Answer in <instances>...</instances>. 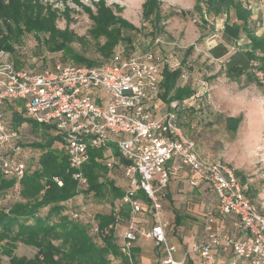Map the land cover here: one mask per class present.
<instances>
[{"label": "built area", "instance_id": "built-area-1", "mask_svg": "<svg viewBox=\"0 0 264 264\" xmlns=\"http://www.w3.org/2000/svg\"><path fill=\"white\" fill-rule=\"evenodd\" d=\"M264 0L247 6L258 11ZM0 52V151L19 140L18 132L6 126L4 103L21 102L23 116L38 124L52 126L60 135V148L65 151L72 178L86 186L82 164L87 149L102 148L105 165L112 170L123 160L121 168L128 181L121 202L130 209L122 234L121 250L130 258L138 237L153 240L161 248L157 264H186L175 258L176 248L167 240L161 220L162 200L174 172L186 170L191 186L203 182L215 194L223 216L231 218L237 234L213 229V214L208 213L204 239L194 243L191 252L197 264H209L216 251H230L229 264H264V212L257 211L244 193L234 170L227 164L200 158L194 143L187 139L176 113L160 99L163 62L160 55L125 57L121 52L109 64L76 66L56 63L51 69L32 71L16 68L10 61H1ZM181 73L180 79H185ZM171 108L175 103H171ZM118 156L112 154L113 149ZM11 155L0 153V169L4 176L19 180L26 169L21 151L11 146ZM59 186L61 182L54 179ZM141 190L146 200L136 198ZM150 211L152 226L140 227L138 215ZM72 218L91 222V233L99 232L93 219L72 213ZM119 223L118 217L115 228ZM110 228V226H109Z\"/></svg>", "mask_w": 264, "mask_h": 264}, {"label": "trees", "instance_id": "trees-1", "mask_svg": "<svg viewBox=\"0 0 264 264\" xmlns=\"http://www.w3.org/2000/svg\"><path fill=\"white\" fill-rule=\"evenodd\" d=\"M154 3L156 8L157 0H154ZM151 4L145 2L142 6L146 18L153 10ZM97 5L103 6V1H99ZM193 9L203 24H207L204 17L224 16L223 42L211 47L208 55L214 60L227 56L221 68L226 79L239 83L241 77H244L248 83L252 82L257 87L264 88V36L255 35L250 28V12L246 4L240 0H195ZM84 10L94 23L89 35L95 40L104 39L99 50L105 57L109 56L112 48L118 43H131L130 38L123 35V31L135 30L133 25L116 19L109 9L101 8L97 16L87 8ZM55 17L56 14L50 7L44 12V7L37 0H0V49L14 53L13 43L17 41V36H20L23 30L20 26L23 24L24 29L36 35L48 33L46 48L52 53L61 52L65 57L64 63H74L76 66L96 65L97 63L84 58L71 48L75 38L68 36L66 30L57 31ZM156 20H160V16L156 17ZM229 47H232L231 52ZM191 50L192 47L188 52ZM14 66L19 68L18 64ZM161 73L163 91L159 99L164 106L169 109L172 102L179 104L191 97L193 90L178 85L181 75L179 68L171 70L164 66ZM14 103L17 104L16 108L11 107H14L11 105ZM5 105H11L12 110L11 120L6 122V126L16 130L19 139V128L22 124L28 123L34 130L43 131L42 139L30 145L31 149L39 152L32 169H25L19 180L4 176L0 169V195L9 193L10 197H17L8 207L0 206V264L3 257L9 259V264H117L115 260L118 259L120 264H137L135 259L133 261L137 251L133 246L130 258L121 250L122 234L129 219L130 209L121 202L126 189L118 187L114 180L105 175L109 169L102 154L104 150L100 147L87 149L88 158L81 167L86 186L80 187L72 178L73 170L69 167L65 151L53 147L55 143H61L58 132L52 126L25 118L21 102L4 103L3 112ZM227 120L228 130L235 132L241 118ZM15 144L17 142H12L0 153L11 155L10 148ZM18 148L21 151L20 159L23 161L24 152L20 146ZM114 150L112 154L117 157L118 152ZM118 160L119 164L114 169L119 170L128 187V181L121 168L123 160ZM54 179L60 181L61 186ZM244 193L247 191L244 190ZM82 194L92 195L98 201L109 200V213L96 212L89 218L81 211H73L70 202ZM136 198L146 200L141 190H138ZM250 202L252 204L251 200ZM75 212L89 220L93 219L99 232L91 233V222L72 218L71 214ZM117 217L119 223L115 228ZM122 221L124 224H121ZM18 244L34 248V256L28 259L17 257L14 251Z\"/></svg>", "mask_w": 264, "mask_h": 264}, {"label": "rangeland", "instance_id": "rangeland-1", "mask_svg": "<svg viewBox=\"0 0 264 264\" xmlns=\"http://www.w3.org/2000/svg\"><path fill=\"white\" fill-rule=\"evenodd\" d=\"M37 1L44 7V12L49 7L55 12L54 24L57 31H68V36L75 38L71 48L97 63L93 66L109 64L118 52L125 57H141L152 52L160 55L163 67L167 66L171 70L179 68L186 78L181 80L179 77L178 85L190 88L193 93L179 104L174 102V109L170 105L169 110L176 113L185 137L194 143L200 158L229 165L245 192L247 191L246 197L258 211L264 212V88L248 83L244 77H241L239 83L229 81L221 69L227 56L218 60L209 57L208 50L223 42L224 16L204 17L207 24H203L193 9L195 0H157L159 6L156 8L154 0ZM99 1H103V6L97 5ZM145 2H151L153 8L148 19L142 8ZM85 8L95 16L101 8L109 9L116 19L133 25L135 30L123 31V35L129 37L131 43H118L109 56L105 57L99 50L104 39L95 40L89 35L94 23ZM246 8L248 10L247 6ZM158 16L160 20H156ZM24 27L21 24L20 28L23 30L13 43L14 53L0 49L3 52L1 61L7 60L14 65L18 64L19 68L32 71L51 69L56 63L76 65L64 63L65 57L61 52L52 53L46 48L48 33L36 35ZM190 47L192 50L188 52ZM229 50L231 52L232 47ZM160 77L161 95L162 73ZM236 117H240L241 121L236 131L232 132L228 130L227 119ZM28 125L24 124L20 130L21 137L14 145L23 150L22 159L27 170L33 168L39 155L30 145L42 139L43 131H36ZM55 147L60 146L55 144ZM105 175L114 180L118 187L127 188L119 170H109ZM9 197V193L0 195L1 207L6 208L17 200L15 196ZM79 197L76 203H70L73 205L72 209L85 213L89 218L96 212L107 213L110 210L107 199L98 201L92 195L85 194ZM140 223L143 224V221ZM35 252L32 247L18 244L14 254L28 259ZM136 253L137 251L133 261H138ZM115 262L120 264V259ZM2 264H9V259L3 257Z\"/></svg>", "mask_w": 264, "mask_h": 264}, {"label": "crops", "instance_id": "crops-1", "mask_svg": "<svg viewBox=\"0 0 264 264\" xmlns=\"http://www.w3.org/2000/svg\"><path fill=\"white\" fill-rule=\"evenodd\" d=\"M240 1L245 3L246 6L257 2V0ZM250 28L255 35L264 36V3L258 11H253L250 14ZM11 105H14V107ZM11 105H5L4 107L6 122L11 120V107L16 108L17 106L16 103ZM25 125L27 126L28 123ZM23 126L24 124L21 125L19 131ZM55 144L60 146L59 142ZM55 144L53 147H55ZM55 148L60 149V147ZM168 167L170 169V180L165 198L162 200L161 220L166 225L165 232L168 243L176 248L175 258L178 260L185 258L186 264H197L198 257L191 252V247L192 244L200 243L204 239V225L209 212L213 214L212 225L215 231L225 230L231 234H237V231L234 228L232 219L222 215L215 194L206 184L200 182L197 186H191L186 170L176 173L173 171L174 166L171 163L168 164ZM78 198L80 197H74L72 202L76 203ZM137 221L140 227L149 229L152 226L150 211L144 208L138 215ZM142 221L143 224L140 223ZM121 224H124V221ZM158 247L153 240L138 237L133 243V248L137 250L136 254H138L137 264H157L162 256L161 249ZM231 257L232 253L230 251L225 253L216 251L209 264H229Z\"/></svg>", "mask_w": 264, "mask_h": 264}]
</instances>
